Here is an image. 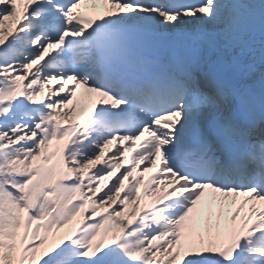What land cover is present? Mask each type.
<instances>
[{"label":"snow or ice","instance_id":"1","mask_svg":"<svg viewBox=\"0 0 264 264\" xmlns=\"http://www.w3.org/2000/svg\"><path fill=\"white\" fill-rule=\"evenodd\" d=\"M0 264H264V0H0Z\"/></svg>","mask_w":264,"mask_h":264}]
</instances>
